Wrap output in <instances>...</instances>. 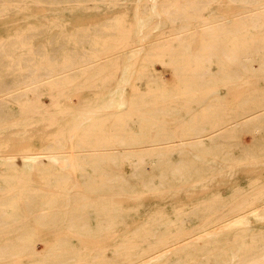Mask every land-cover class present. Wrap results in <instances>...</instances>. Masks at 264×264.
I'll return each mask as SVG.
<instances>
[{
    "label": "bare ground",
    "instance_id": "1",
    "mask_svg": "<svg viewBox=\"0 0 264 264\" xmlns=\"http://www.w3.org/2000/svg\"><path fill=\"white\" fill-rule=\"evenodd\" d=\"M11 16L0 264H264V0H0Z\"/></svg>",
    "mask_w": 264,
    "mask_h": 264
},
{
    "label": "rangeland",
    "instance_id": "2",
    "mask_svg": "<svg viewBox=\"0 0 264 264\" xmlns=\"http://www.w3.org/2000/svg\"><path fill=\"white\" fill-rule=\"evenodd\" d=\"M12 18V19H11ZM9 19V20H8ZM8 19H7V17L6 18H3V19H0V30H7L8 29V27H12L11 25H14V24H16V22H17V20H18V18H16V17H8ZM16 19V20H15ZM21 19H26V18H24V17H21L20 18V20ZM8 20V21H7ZM10 20H12L11 22L12 23H9L10 22ZM1 21H6V22H1ZM15 23H14V22ZM4 23V24H3ZM7 23V25H5ZM2 24V25H1ZM9 24V25H8ZM18 24V23H17ZM131 68V67H130ZM156 68L161 72V74L164 76V77H166L167 78V80L168 81H166V82H168L167 83V85L169 86V87H174L175 85H173V84H171V82H169V81H171V80H174L173 78H174V76H173V74H172V69L171 68H167V67H164V66H162L160 63H157L156 64ZM134 69V68H133ZM117 82H120L119 84L121 85V86H123V82H124V86H123V88H125V90H124V93H123V96L121 97L122 98V101L123 102H125V103H128L129 101L128 100H130L131 98H132V95H133V93H134V90H133V88H132V84H133V82H134V80L132 79V78H128L127 80H125V81H122V80H117V81H115V83L113 84V85H117ZM129 94V95H128ZM78 96H80V95H78ZM78 96H76V97H74V98H78ZM44 101H46V103H49V101H50V99L48 98V97H44ZM249 139V136H248V134H244V140L245 141H247ZM124 168H125V170H130V166H129V164L128 163H125L124 164ZM188 196H186L185 194H182V200H183V202H187L188 201ZM169 209L171 210V207L169 206ZM170 215H173V212L171 211V213H170ZM251 222L252 223H255V221H254V217L253 218H251Z\"/></svg>",
    "mask_w": 264,
    "mask_h": 264
}]
</instances>
